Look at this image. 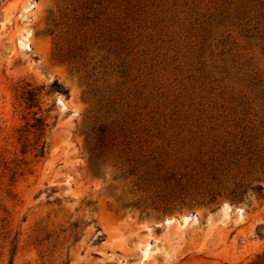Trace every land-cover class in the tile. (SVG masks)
I'll return each mask as SVG.
<instances>
[{
    "label": "rangeland",
    "instance_id": "1",
    "mask_svg": "<svg viewBox=\"0 0 264 264\" xmlns=\"http://www.w3.org/2000/svg\"><path fill=\"white\" fill-rule=\"evenodd\" d=\"M8 263L264 264V0H0Z\"/></svg>",
    "mask_w": 264,
    "mask_h": 264
},
{
    "label": "trees",
    "instance_id": "2",
    "mask_svg": "<svg viewBox=\"0 0 264 264\" xmlns=\"http://www.w3.org/2000/svg\"><path fill=\"white\" fill-rule=\"evenodd\" d=\"M57 93L68 97V90L58 81L54 80L48 87L45 85H32L27 83L21 92V103L28 113L31 114L30 120L26 122L24 131L31 133L33 136L32 148L35 156H43L47 146L46 131L49 128L47 117L38 115L42 111V93ZM51 109L47 108L46 111ZM10 264V263H8Z\"/></svg>",
    "mask_w": 264,
    "mask_h": 264
}]
</instances>
